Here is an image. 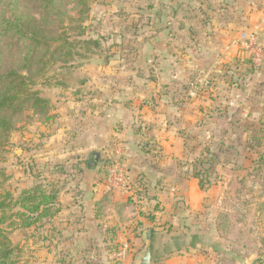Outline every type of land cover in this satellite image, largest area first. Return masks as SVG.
<instances>
[{"label":"rangeland","instance_id":"1","mask_svg":"<svg viewBox=\"0 0 264 264\" xmlns=\"http://www.w3.org/2000/svg\"><path fill=\"white\" fill-rule=\"evenodd\" d=\"M75 2L62 0L50 36L81 32ZM90 7L84 37L101 50L37 80L49 111L28 105L0 155L2 194H59L54 217L9 229L20 264H137L150 229L153 264H264V0ZM41 12L19 0L16 15ZM16 40L4 66L21 63ZM130 137L143 158L125 161Z\"/></svg>","mask_w":264,"mask_h":264},{"label":"trees","instance_id":"2","mask_svg":"<svg viewBox=\"0 0 264 264\" xmlns=\"http://www.w3.org/2000/svg\"><path fill=\"white\" fill-rule=\"evenodd\" d=\"M32 1L42 10L38 21L30 16L16 15L19 0H0V10L11 7L13 12L8 18L0 15V47L3 48L8 39H17L24 50L18 66L7 67L0 60V155L15 131L14 120L24 113L28 105L40 114L49 111V102L36 90L37 80L46 77L54 66L66 67L70 63L91 59L101 50L97 40L84 37L83 25L91 10L90 0L75 2L79 9L77 17L69 20L79 24L81 32L74 36L68 33L50 36L46 32L45 27L51 20L62 15V0ZM199 176L195 174L194 178L199 179ZM58 200L57 190L47 191L41 184L21 192L17 198L2 194L0 186V264H20L21 249L13 243L9 232V229H14L16 221H21L23 228L42 223L58 212L54 209Z\"/></svg>","mask_w":264,"mask_h":264},{"label":"crops","instance_id":"3","mask_svg":"<svg viewBox=\"0 0 264 264\" xmlns=\"http://www.w3.org/2000/svg\"><path fill=\"white\" fill-rule=\"evenodd\" d=\"M97 128H99V131L96 132V136L93 138L92 143L94 145H100L102 147H105V145H107L109 142L107 143V137L105 135H103V133H101V130L103 131L106 129L102 128V126H98ZM127 134H130V130L127 132ZM119 139H121V138H119ZM133 141L134 140L131 139V137H130V139L124 140V142L126 143L125 145H127L126 146L127 149L124 152L125 153V156H124L125 161H134L137 158L141 159L144 157V154H143L144 152L141 150V148H138V151H136V152L130 151V146H128V145L132 144ZM140 258H141V256L138 258L137 264H139ZM152 264H153V257H152Z\"/></svg>","mask_w":264,"mask_h":264},{"label":"water","instance_id":"4","mask_svg":"<svg viewBox=\"0 0 264 264\" xmlns=\"http://www.w3.org/2000/svg\"><path fill=\"white\" fill-rule=\"evenodd\" d=\"M103 63H105V59L103 60ZM100 157L99 153H95L92 156V161H97L98 158ZM93 162H90L89 167L92 168ZM147 246L139 259V264H152V257H153V248H152V243H153V230L150 229L148 231L147 237Z\"/></svg>","mask_w":264,"mask_h":264},{"label":"built area","instance_id":"5","mask_svg":"<svg viewBox=\"0 0 264 264\" xmlns=\"http://www.w3.org/2000/svg\"><path fill=\"white\" fill-rule=\"evenodd\" d=\"M250 44H251V46H254V45H256V35L254 36H251V39H250ZM116 173H117V171L116 170H112L111 171V175H113V176H115L116 175ZM124 179V178H123ZM122 182H124L125 184H126V182L123 180ZM124 184V185H125ZM109 190H111V188H109Z\"/></svg>","mask_w":264,"mask_h":264}]
</instances>
